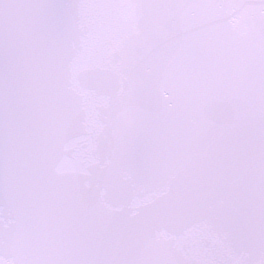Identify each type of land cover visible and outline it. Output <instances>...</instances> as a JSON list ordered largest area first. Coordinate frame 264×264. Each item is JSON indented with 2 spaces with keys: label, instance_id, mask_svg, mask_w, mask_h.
<instances>
[{
  "label": "snow or ice",
  "instance_id": "6c2138e0",
  "mask_svg": "<svg viewBox=\"0 0 264 264\" xmlns=\"http://www.w3.org/2000/svg\"><path fill=\"white\" fill-rule=\"evenodd\" d=\"M0 264H264V0H0Z\"/></svg>",
  "mask_w": 264,
  "mask_h": 264
}]
</instances>
